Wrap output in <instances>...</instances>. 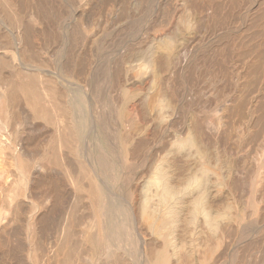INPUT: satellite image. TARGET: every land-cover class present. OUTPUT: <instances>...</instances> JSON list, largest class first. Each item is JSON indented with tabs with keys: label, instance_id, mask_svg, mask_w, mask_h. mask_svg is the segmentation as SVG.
Segmentation results:
<instances>
[{
	"label": "bare ground",
	"instance_id": "6f19581e",
	"mask_svg": "<svg viewBox=\"0 0 264 264\" xmlns=\"http://www.w3.org/2000/svg\"><path fill=\"white\" fill-rule=\"evenodd\" d=\"M0 264H264V0H0Z\"/></svg>",
	"mask_w": 264,
	"mask_h": 264
}]
</instances>
